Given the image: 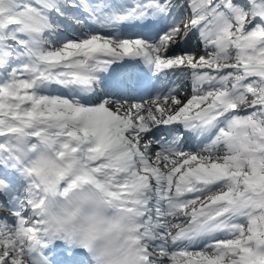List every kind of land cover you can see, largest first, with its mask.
I'll return each instance as SVG.
<instances>
[{
    "label": "snow or ice",
    "instance_id": "6c2138e0",
    "mask_svg": "<svg viewBox=\"0 0 264 264\" xmlns=\"http://www.w3.org/2000/svg\"><path fill=\"white\" fill-rule=\"evenodd\" d=\"M0 264H264V0H0Z\"/></svg>",
    "mask_w": 264,
    "mask_h": 264
}]
</instances>
